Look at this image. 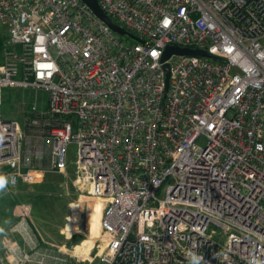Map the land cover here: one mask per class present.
I'll list each match as a JSON object with an SVG mask.
<instances>
[{"label":"built area","instance_id":"obj_1","mask_svg":"<svg viewBox=\"0 0 264 264\" xmlns=\"http://www.w3.org/2000/svg\"><path fill=\"white\" fill-rule=\"evenodd\" d=\"M98 1L143 42L82 0H0V178L67 174L73 144L103 203L99 264H264V0ZM170 45L212 57L172 55L167 85ZM14 89L48 95L29 136ZM30 220L2 237L7 264H70Z\"/></svg>","mask_w":264,"mask_h":264},{"label":"rangeland","instance_id":"obj_2","mask_svg":"<svg viewBox=\"0 0 264 264\" xmlns=\"http://www.w3.org/2000/svg\"><path fill=\"white\" fill-rule=\"evenodd\" d=\"M47 98L44 90H10L6 97V116L26 125L29 136L32 133L26 124L27 107L36 100L43 106ZM76 158L77 148L72 144L67 174L50 172L33 189L23 185L11 189L0 178V194L11 193L19 199L13 208L15 217L18 220L22 213L29 215L33 229L47 248L66 253L70 264H99L106 242L100 227L103 203L89 194L87 188L75 183ZM3 230H0V264H7L2 237L9 230Z\"/></svg>","mask_w":264,"mask_h":264},{"label":"water","instance_id":"obj_3","mask_svg":"<svg viewBox=\"0 0 264 264\" xmlns=\"http://www.w3.org/2000/svg\"><path fill=\"white\" fill-rule=\"evenodd\" d=\"M87 6L90 7V9L94 12V14L100 18L101 20H103L113 31H115L116 33L122 35V36H126V37H130L136 41H141L137 36H135L134 34L128 32L127 30H125L123 27H121L119 24H117L116 22H114L102 9L100 3L98 0H82ZM174 54L177 55H192V56H207V57H212V55L206 51L203 50H198V49H191V48H185V47H181L178 45H170L166 48L163 57H162V61L165 62L164 64V68L166 70V74H167V85L169 83V77H170V65L168 63H166V61Z\"/></svg>","mask_w":264,"mask_h":264},{"label":"trees","instance_id":"obj_4","mask_svg":"<svg viewBox=\"0 0 264 264\" xmlns=\"http://www.w3.org/2000/svg\"><path fill=\"white\" fill-rule=\"evenodd\" d=\"M2 43L3 36L0 33V46L2 45ZM23 186L33 189L35 185ZM18 201L19 199L13 196L11 193L4 192V195L0 194V230L7 229L16 222L17 217H15L14 215L13 208L18 203Z\"/></svg>","mask_w":264,"mask_h":264},{"label":"crops","instance_id":"obj_5","mask_svg":"<svg viewBox=\"0 0 264 264\" xmlns=\"http://www.w3.org/2000/svg\"><path fill=\"white\" fill-rule=\"evenodd\" d=\"M45 105H46V103H45L42 107H45ZM13 225H14V224H13ZM13 225H12V226H13ZM12 226H11V227H12ZM11 227H9V228H7V229H5V230H9ZM5 230H3V231H5ZM0 233H1V232H0ZM16 237H17V236H16ZM17 238L19 239V237H17Z\"/></svg>","mask_w":264,"mask_h":264},{"label":"bare ground","instance_id":"obj_6","mask_svg":"<svg viewBox=\"0 0 264 264\" xmlns=\"http://www.w3.org/2000/svg\"><path fill=\"white\" fill-rule=\"evenodd\" d=\"M101 217H102V213H101V216H100V227H101Z\"/></svg>","mask_w":264,"mask_h":264}]
</instances>
